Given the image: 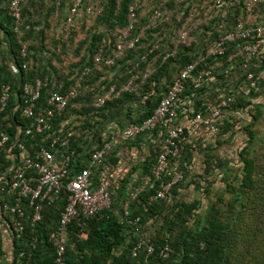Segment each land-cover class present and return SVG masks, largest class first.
<instances>
[{"label": "trees", "instance_id": "1", "mask_svg": "<svg viewBox=\"0 0 264 264\" xmlns=\"http://www.w3.org/2000/svg\"><path fill=\"white\" fill-rule=\"evenodd\" d=\"M37 2L28 0L23 5L20 34L13 32L8 0L7 10L1 11L3 20L0 21V29L7 40L12 55L11 60L16 64L19 79L21 80L24 77L25 80L31 82L35 78H47L49 80L48 87L42 89L39 99V102L43 103L49 93L56 91L63 94L69 87H74L84 66L93 68L87 77L81 78L77 97L72 99L63 111L54 114L49 131L23 137L22 128L24 129L28 122L27 120H18V117H16L17 126L20 128L19 137L23 138L26 148L30 152L39 146H44L51 149L56 159L62 155H69L72 172L86 167L87 161L84 164L85 158H88L92 151L100 147L103 139L107 138L109 132L102 131V128L110 115L115 117L122 111H126L125 114L121 113L123 124H119V131L142 122L151 115L161 97L170 87L173 79L187 64L198 62L199 56L206 55L209 45L219 36L231 31L238 21L247 22L243 9L244 0H222L219 7L213 9V11L218 10L216 14L213 13L215 17L213 16L206 25L204 24L205 26L202 25L201 29H198V27L195 30V35H193L195 39L184 46L179 45L176 48V54L166 60H162V54L166 50L173 49V43H171L172 45L161 43L165 37L164 33L160 35L159 32L158 36L155 33L156 37L152 34L161 27H167L171 21L159 25L155 29L143 30V32H140L141 27L137 25L136 32L141 34L140 41L134 49L126 52V56L121 61L116 63V65H120L121 69L114 80L117 87L120 88L130 77H134L135 83L138 85L137 92H120L112 99L107 100L100 109H95L92 106V96L85 88V86L95 85L100 80L101 70L100 67L94 68L92 65L93 57L99 47L109 49L113 46L116 33L127 22V9L133 0H101L102 10L95 19L94 25L97 28L100 25L104 30L95 31L89 35L85 55L79 62L71 63L66 70L62 68L63 66H60L61 70L56 69L52 66L50 60L43 62L41 39L36 45L30 44L29 47H26L24 57L20 55L21 43H29L36 34L34 25L29 20L35 13L43 11L41 10L42 5ZM168 2L165 3L166 6H172L175 0ZM183 2L188 11L193 7L190 0H184ZM156 3L152 8L158 6L160 2L156 1ZM29 7H32V10ZM52 9L54 10V6L53 8L48 7L51 13ZM261 9L264 12V4L261 5ZM46 14L48 16L50 13ZM148 15L149 12L143 15L141 24L147 23ZM27 26L28 28H26ZM154 40H157L161 46L160 53H154L141 60V57L144 56ZM72 43V39L69 37L66 41L61 42V47L67 48ZM241 45L240 41L232 43L227 46L222 56L205 58L204 61L199 62L200 67L211 69V76L198 85L189 83L184 89L182 97H179L187 99L188 103L184 106L185 112L188 113L192 109L190 114L192 117L203 101L214 103L227 95L234 98L229 109L215 123L219 132L210 135L207 139V147L202 151L204 159L201 175H198L199 180L186 173L183 182L170 191L169 201L171 203L160 201L148 203L149 197L157 189L150 176V171L155 163L159 147L156 152L153 150L148 155H143V159H140V155L137 160L133 158L131 161L130 147L137 146L141 138L147 134H142L130 140L116 139L113 142L114 150L109 151L101 161L97 162L90 175V181L93 185L100 180L107 184L106 194L111 199V207L89 219H75L70 223L67 230L65 253L67 264H126L129 262L133 264H228L227 252L230 248V242L238 237L237 231L233 227L231 228V225H242L246 222L243 219L244 213L242 215L239 213L238 217H235L230 224L222 220V211L217 208L215 203H212L201 220L198 214V210L202 206L201 201L199 199H193L190 202L179 201L177 194H179L178 191L192 185L194 192H202L204 196L203 191L215 182L216 176L221 177L223 174L228 173L230 170L228 163L230 161L223 162L225 159L218 156V151L228 147L225 144L227 143L225 135L233 132V128L242 123V126L239 127L245 138L241 145L234 148L235 157L238 156V150L244 147L242 149L244 151L253 138L252 125L261 113L260 108L264 107V39L261 40L260 47L255 55L241 54L239 52ZM235 53H237V56L233 57ZM51 55L56 56L53 52ZM7 62H9L7 56L2 54L0 84H10L12 92L7 107L0 113V130L12 134V131H7V120L3 117H7L11 106L14 105L13 94L17 88L16 86H18V79L7 65ZM24 63L27 65L26 71L22 69ZM74 68L78 70L75 73ZM145 73H148V76L144 78ZM248 74L252 75L251 79H247ZM100 83L102 84V82ZM20 94L21 90L18 88L17 98ZM19 100V104H21V99ZM131 105L136 109L135 114L130 111ZM178 120L167 121L162 129H156L149 134L159 137L161 143L167 128L179 126L177 125ZM204 129V127H201L202 134ZM83 132L88 136L86 137ZM76 133H78V136ZM55 136L59 137V141L54 148H50L52 137ZM187 136L188 132L184 129L182 137L188 139ZM233 137L235 138V135ZM60 139H66L67 145L61 146ZM180 140L179 146L181 147L180 143H184L183 140L181 142ZM196 143H199V140ZM10 147L11 144H6L0 148V188L10 179L13 170L8 172L10 162L7 159V150ZM188 147L191 148L189 145L181 150L182 160L188 161L189 159L188 153H186ZM240 156L241 154H239ZM134 157L136 156L134 155ZM240 161H244V159H239L238 162ZM234 163L235 160L232 164ZM243 164L239 187L236 189L226 182L224 189L226 193L231 195L232 201L229 208L234 212L233 208L235 206L233 204L240 200L242 191L254 188L258 179L252 173L251 162L244 161ZM105 166L108 167L106 173ZM113 171H118L120 172L118 175H122L116 184H112L109 174ZM101 172H104V174L102 175ZM133 176H137L138 179L148 177L151 182L149 188L143 189L144 191L142 190L135 199H132L134 202L131 206L132 216L140 217L139 227L148 236L154 247V253L148 256L146 261H144L145 253L142 250H139L136 258L131 256V249L139 235L135 234L128 226L120 224L122 212L126 209L119 208L120 203L129 198L126 195V189L131 184ZM260 190L263 195L264 185ZM63 198L64 196L60 195V197L48 200L44 205L41 221L33 227L30 225L28 218L30 210L24 208V232L21 238L11 239L8 258L7 247H4L0 239V264H24L26 261L27 264L54 263V251L48 242V237L57 229L59 215L64 206ZM7 199L10 200L6 193L0 189V213L6 220L7 217L2 212L1 206ZM218 201L222 202L220 197ZM143 206L146 207L145 210ZM242 209L245 208L242 207ZM236 221H239V223L237 224ZM82 233L85 234L86 238H82ZM33 238H36V245L35 249L30 250L27 245ZM71 244L74 246H71ZM21 251H30V259L18 260L17 256ZM161 251L166 252L168 256L162 258Z\"/></svg>", "mask_w": 264, "mask_h": 264}, {"label": "built area", "instance_id": "2", "mask_svg": "<svg viewBox=\"0 0 264 264\" xmlns=\"http://www.w3.org/2000/svg\"><path fill=\"white\" fill-rule=\"evenodd\" d=\"M28 0H8L10 16L12 18L13 32L20 34L22 26L21 10ZM87 0H71L66 12L63 14L64 25H70L79 15L95 16L100 13L101 0H93L87 4ZM154 0H133L127 9V22L115 35L113 46L110 49L99 47L93 57L92 65L94 68L114 67L118 61L126 56V52L135 48L140 41L141 34L136 32V26L139 25L141 14L145 8L153 3ZM61 1L54 3L55 14H58ZM165 2H160L155 8L148 12L147 23L141 27V30L155 29L159 25L167 24L170 21V14L164 8ZM222 3V0H214L212 5L207 6L202 13L196 7H192L184 20V23L178 29L176 40L173 42V49L163 52L162 60L173 57L176 54V48L188 43L190 34L197 29L194 23L195 18L200 14L203 21L211 19L218 10H214ZM264 0H244L243 9L247 16H252V21H238L234 28L219 36L209 47L205 56H199V61L187 64L173 79L166 93L161 97L157 106L150 116L136 125H130L119 132H109L107 138L103 139L100 147L92 151L87 158L86 167L79 171L72 172L69 155H62L55 158L51 149L39 146L30 152L26 148L23 138H19L14 144L15 165L10 175V179L4 184L1 191H4L7 199L1 206V210L7 217L8 226L12 238H21L24 232L23 217L24 208L30 210L29 221L33 227L42 219L44 205L48 200L63 195L64 206L59 215L58 225L55 232L48 237L54 251L53 264H67L65 259L67 247V230L70 223L75 219H89L97 213L110 209L111 199L106 194L107 184L100 180L96 184L90 181L92 167L101 161L110 151L113 142L116 139L130 140L142 134L152 133L156 129H162L167 121H177L179 118L180 104L179 97L183 94L186 86L191 84H200L204 79L211 76V69L200 67V63L205 58H217L222 56L228 45L241 42L239 52L255 55L260 47V42L264 39V16L260 13L261 5ZM65 10V9H64ZM28 28V26L26 27ZM154 37L155 33L152 34ZM161 46L157 40H154L147 49L141 60L154 53H160ZM26 54V48L22 45L20 51L21 57ZM237 53L233 54V57ZM93 68V67H92ZM91 67L84 66L81 74L76 80L74 87H69L63 94L56 91L49 93L43 103L39 102L42 89L47 88L49 80L47 78H35L28 82L21 78L19 88L21 90V104H19V114L27 120V126L22 128V136H33L42 134L51 129V122L56 112L63 111L69 102L78 95L80 80L91 73ZM24 71L27 70L25 63L22 65ZM145 73L143 77H147ZM252 75L248 74L247 79ZM143 78V79H144ZM102 80V78H101ZM92 96V106L100 109L107 100L118 95L120 92H137L138 85L135 78L130 77L120 88L116 83L102 81L99 86H85ZM11 86L8 83L0 84V113L7 107L11 98ZM234 98L230 95L221 97L216 102L203 101L200 108L189 122L188 128L195 130L198 126H204L206 132L215 135L219 132L215 124L219 117L233 103ZM183 127L173 126L165 131V135L159 144V150L155 157V163L151 168L150 176L157 188L155 193L149 197V202H163L169 195L170 191L182 183L185 171L189 169V161L181 159V150L179 140L184 134ZM59 141V137H52L50 148H54ZM61 146L67 145V140H61ZM11 138L5 131L0 130V148L6 144H11ZM206 137L199 140L196 145H191L193 150H203L207 147ZM56 153V152H55ZM144 210L146 209L143 206ZM139 216H132L130 209L123 210L120 224L128 226L135 234L139 235L135 241L131 256L137 257L139 250L144 251L146 261L147 257L154 253L153 244L149 241L148 236L139 227ZM6 222V224H7ZM83 236V233L81 234ZM85 235V234H84ZM36 238H33L28 247L30 250L35 249ZM71 246H74L71 244ZM162 258L168 254L160 252ZM18 260L30 259V251H21L18 253ZM27 264V261L24 263ZM126 264H133L131 262ZM139 264V263H137Z\"/></svg>", "mask_w": 264, "mask_h": 264}, {"label": "rangeland", "instance_id": "3", "mask_svg": "<svg viewBox=\"0 0 264 264\" xmlns=\"http://www.w3.org/2000/svg\"><path fill=\"white\" fill-rule=\"evenodd\" d=\"M49 1L51 2L49 8H53L54 3L57 0ZM59 1H61V6L58 14H55V11L53 9L52 13L49 12L48 8L44 6L41 7V10L43 11L35 13L34 16L30 18L29 21L30 23H33L34 31L36 34H34L33 39L29 43L21 44L26 48L29 47L30 44L36 45L41 39V44L43 46V62H47L48 60H50L52 66H54L56 69L61 70L60 66H63L62 68H65L66 70L68 69V67H70L71 63L79 62L83 55H85L89 35L95 31L104 30L102 26L99 25L97 28L94 25L95 19L101 13L102 4L99 7V14H95V16L79 15L73 20L70 25H64L63 14L66 12L67 8H63L65 9L64 12L61 8L66 2L70 4L71 0ZM156 1L169 3L168 1L173 0H154L152 4L145 8V12L141 14V19L143 18V15L145 13H148L149 9L152 8L154 4H157ZM183 1L184 0H175L174 3L172 2V6H166V4L163 3L165 6L164 8L170 14L171 22L169 21L170 24L167 27H161L157 30V32H154L157 36L159 32L160 35L161 33L165 34V37L162 39L161 43L172 45L171 43L176 40L178 29L184 23V20L188 14V9H186L187 6L183 5ZM190 1L191 5L196 7L198 11L202 13L205 9H207L206 7L208 5H212L214 0ZM91 2H93V0H87V4ZM46 13L50 14L47 16ZM26 18L27 17L25 16V19ZM141 19L139 26L143 27L146 23L141 24ZM208 21L209 19L203 21L200 14H198V16L195 18L194 23H196L195 25L197 26V28L199 27L198 29H201L200 27H202V25L204 24L206 25ZM140 32L143 31L141 30ZM195 32L196 31L190 34L188 43H191L195 39L193 36L195 35ZM69 37L72 39V45H68L67 48L61 47V42L66 41V39H68ZM52 52L56 56L51 55ZM120 69V65H115L111 68L100 67V80H98L94 86H99L100 82L102 81L111 80L112 83H115V76L117 74L119 75ZM76 71L78 70L74 68V73ZM260 111V115L254 121L251 128L253 131V138L244 151L242 150L244 147L240 148L237 152L238 156L236 157L234 152L235 150L232 147H230V149L228 147H224L227 150L222 148L218 151V156L224 157L225 159L223 160V162H226V160L230 161L228 163L230 170L227 174H223V177L217 176L215 182L205 191H203L205 193L204 198L202 199L203 204L198 211V214L200 215L202 220L211 204L215 203L217 205V208L222 211V220L230 224L233 222L235 217H238L237 215H239V213L240 215L244 213L243 219H245L246 222H244L242 225H231V228L233 227L237 231L238 237L234 241L230 242V248L227 252L228 264H264V194L262 195L260 190L264 185V107L260 108ZM239 125L242 126V123H240ZM232 133L233 132H231L230 135L233 137ZM227 136L228 135H225L226 140ZM235 138H238L240 140L243 139V137L240 136H235ZM243 140L242 143L244 142ZM239 154H241L240 157ZM238 158L240 160L244 159V161L251 162V166L253 169L252 173L254 177H258V179L255 182L254 188L248 191H242L240 200L237 203L233 204L235 206V208H233L236 212L235 214V212L229 208V205L232 201L231 195L226 193L224 189L227 183L234 186L236 189L239 187L240 179L242 177L241 170L243 169L244 161L238 162ZM234 160L236 164H232ZM219 197L221 198L222 202L218 201ZM242 207H244L245 209H242ZM236 222L237 224L239 223V221Z\"/></svg>", "mask_w": 264, "mask_h": 264}, {"label": "crops", "instance_id": "4", "mask_svg": "<svg viewBox=\"0 0 264 264\" xmlns=\"http://www.w3.org/2000/svg\"><path fill=\"white\" fill-rule=\"evenodd\" d=\"M34 1H36V2L38 1L37 3H39L40 5L43 4L41 7L46 6L48 8L51 5V2L49 0H48V2H47V0H42V1L34 0ZM68 4H69L68 2L64 3L62 9L65 8V7H68ZM29 9L32 10V7H29ZM6 10H7V0H0V21L3 20V15H1V11H6ZM63 12H64V9H63ZM261 13L264 16V12H263L262 9H261ZM253 18L250 15V16L246 17V20L247 21H252ZM2 54L7 56V59L9 61V62H7V65L12 70V72H14V75H16L17 76L16 78L18 79V86H16L17 88H16V90H14V94H13L14 105L11 106V108L9 110V113H7V117H3V119L7 120V131H9V130L12 131V134L8 133L10 138H11V141H12L10 149L7 150V159L10 162V168L8 169V172H9V171H11L14 168V165H15V159H14L15 149L13 147H14V144L17 142V140L20 138L19 137L20 128L17 126L18 123H17L16 117H18V120L20 119L21 121H25V119L23 117H21L20 114H19V103H20L19 99H21V94H20L19 98H17V89L19 88V85H20L19 73L17 71L16 64L13 63L12 60H11L12 55L10 53V50H9V47H8V44H7V40L5 39V35H4L3 31L0 29V62L2 60ZM90 86L92 87L94 85H90ZM179 99H180L179 100V104H180V112H179L180 114L179 115H180V118H179V120L177 122V125H179L180 127L185 128L187 130V132H188V136L187 137L189 139L188 140V139L183 138V137L181 138L180 142L183 140L184 144H182V142L180 143V145H181L180 150H183L184 147H187L189 145L190 146L191 145L192 146L196 145V142H198V140H200V139H202L204 137H206V139H208L211 134H208L206 132V129H204V131H203L204 133L202 134L201 127H204L202 125L198 126L195 130H190L188 128L189 122L191 121V118H192V116L190 115L192 109L188 113H186L184 106H185V104L188 103V101H186L187 99H185V97L179 98ZM130 107H131L130 111L135 114L136 113V109L134 108V106L131 105ZM199 108H200V105H199ZM112 111H114V110H112ZM125 112L126 111H122L121 113L125 114ZM121 113H119V115H117L115 117H111V115L109 114L110 117H108V119L106 120L105 124L103 125L102 131H104V132H118L119 129H120L119 128L120 127L119 124L120 123L123 124L122 114ZM13 125H15V126H13ZM239 126L234 128L232 134L235 135V136L243 137V139L245 140V138H244V136H243V134L241 132V128ZM235 131H236V133H235ZM76 134L78 136V133H76ZM84 135L86 137L88 136L86 133H84ZM243 139L240 140L238 138H234V137H232L229 134L227 136V140H226L227 143H225V144L228 145L229 149H230V147L237 148L236 146L237 145H241V142H242ZM159 144H160V138L155 136L154 134H149L148 133L147 135L143 136L141 138V141H139V143L137 144V146L135 145V146L130 147L131 148L130 153L132 154L130 156L131 161H132L133 158H136V160H137L140 155H141L140 159H143V155H148V153L153 151V150L156 152L158 147H159ZM113 146H114V144L112 145L110 151L114 150L113 148L115 146L114 147ZM213 146L214 145L212 144V147ZM186 151L185 152L188 153V156H189V159H188V161H189V169H187L185 171V175H186V173L188 175H190V176L193 175V177H195L197 180H199L198 175H201L200 172L202 170L203 159H204L203 152H202L203 150L199 149L198 151L197 150L195 151L192 148L188 147V150H186ZM118 153H120V152H118ZM134 155L136 157H134ZM86 161H87V158H85L84 164H86ZM132 164H134V163L132 162ZM107 171H108V167L105 166V173ZM118 173H120V172H118V171L109 172V174L111 176V179H112V182H113L112 184H116L118 182V180L122 177V175H120V174L118 175ZM101 174L103 175L104 172H101ZM136 178H137V176H133V179L131 180V184H129L128 188L126 189V195L129 198L127 200H125L123 203H120V207L119 208H128L131 211V209H132L131 206H132V204L134 202L132 199H135V197L143 189L149 188V186L151 185L150 184L151 182H150L148 177H144L142 179L141 178L140 179H138V178L136 179ZM216 178H217V176H216ZM192 188H193V186L190 185V186L186 187L185 189L178 191V193H179V194H177L178 200L179 201H183V202H190L193 199H199L201 201V203L203 204L202 199L204 198V196L202 195V193H200L198 191L194 192V190ZM163 203H171L169 201V197L165 201H163ZM6 222H7L6 218L2 217L1 213H0V225H1V227H0V239L3 242L4 247H7V258H8V254H9V251H10V241L12 239V234L10 232L11 230H10V228L8 226V222H7V224H6ZM147 229L149 230L148 225H147ZM82 238H86V236L83 234Z\"/></svg>", "mask_w": 264, "mask_h": 264}]
</instances>
